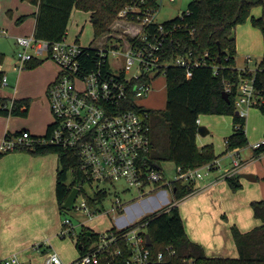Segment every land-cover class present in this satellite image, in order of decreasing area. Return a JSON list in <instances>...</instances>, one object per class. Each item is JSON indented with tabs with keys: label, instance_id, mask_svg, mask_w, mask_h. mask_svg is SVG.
Listing matches in <instances>:
<instances>
[{
	"label": "built area",
	"instance_id": "2783aa9c",
	"mask_svg": "<svg viewBox=\"0 0 264 264\" xmlns=\"http://www.w3.org/2000/svg\"><path fill=\"white\" fill-rule=\"evenodd\" d=\"M147 1L132 0L118 13L119 17L136 22L137 28L132 30L131 36L107 33L101 39L98 37L96 44L90 45H83L78 40L69 41L67 36L50 40L36 36L35 32L16 37V66L19 69L26 67L34 58L42 61L49 58L58 66L57 75L48 87L52 121L43 134H34L28 129L6 132L0 142V153L42 146L70 150L79 160V166L70 169L71 179H76L74 186H79L77 197L82 192V204L75 205L76 197L73 207L86 211L90 217L100 212L91 208L89 196L98 191L108 194L109 187L116 186L120 180L136 187L138 195L145 196L160 189L173 191L176 180L195 184L216 165L215 161L193 168L176 164L175 177L168 179L161 163L154 161L150 155L152 138L146 119L148 113L131 107V103L134 101L138 108L143 107L138 98L150 91L154 77L160 73L166 75L169 66L192 67L206 64L207 60L192 57L191 51L187 55L168 56L174 32L185 24L175 22L167 25L156 21L157 9L145 6ZM185 12L188 13V10L181 16ZM2 31L5 32V29ZM205 54L208 55V52ZM247 59L252 60L251 56ZM258 68L259 64L254 69L244 68L252 75H243L238 84L236 110L245 118L250 107L264 100L254 84ZM1 82L3 85L8 83L6 74L2 75ZM232 86L231 82H226L225 89L229 92ZM13 103L14 98H11L3 107H11ZM252 146L258 154L264 153V137ZM235 149L232 166L222 173L224 177L238 173L244 163L238 148ZM78 169L81 170L79 183ZM83 181L95 186L93 194L84 190ZM122 207V199L117 196L116 204L110 210L118 212ZM85 225L83 221L75 224L71 218L65 217L58 233L77 238ZM77 226H80L79 231ZM125 227H118L117 233L108 230L100 232V240L72 260H65L45 241L32 245L37 253L44 255L43 259L24 258L19 252H14L0 258V264H100L102 259L106 260V264H114L124 254L121 247H112L120 238L125 239L132 250L125 259L126 264H160L175 253V249L168 246L153 255L147 246L145 224L123 229ZM185 261L193 263L192 258H185Z\"/></svg>",
	"mask_w": 264,
	"mask_h": 264
},
{
	"label": "trees",
	"instance_id": "16d2710c",
	"mask_svg": "<svg viewBox=\"0 0 264 264\" xmlns=\"http://www.w3.org/2000/svg\"><path fill=\"white\" fill-rule=\"evenodd\" d=\"M38 6L36 12L35 35L38 37L59 40L67 36L72 12L75 8L91 11L96 37L111 33L119 36L121 33L131 36L132 28L111 27L118 12L132 0H30ZM158 0H148L145 6L158 8ZM262 6L259 16L252 15V8ZM23 17L19 18L22 20ZM251 20L252 24L261 29L264 36V0H191L188 13L183 16L163 21L167 25L175 22L185 24L174 32L173 43L168 46L169 55H187L206 59V64L185 67L171 65L166 70L167 104L164 109L138 108L134 101L131 107L145 110L150 125L154 161L160 163V158H171L177 165L184 168L200 166L217 158L212 144L199 146L197 144V119L203 112L230 114L233 116L234 130L228 136V148H239L249 143L245 130V117L236 110L238 84L243 75H252L249 70L238 69L236 65L237 39L236 26ZM126 25V24H125ZM109 34V35H111ZM131 34V35H130ZM208 52V55L205 52ZM5 59V53L0 51V64ZM42 62L34 58L28 62L34 67ZM226 82L232 83L229 99L223 92ZM254 84L264 99V54L255 72ZM11 98L0 96V114L27 115L31 99L29 97L14 98L11 107H3ZM264 113V100L258 104ZM238 125V126H237ZM21 131V130H19ZM17 131V132H19ZM34 154L56 152L59 164L56 179V197L60 210L70 194L76 179L71 175V167H78V158L68 149L42 146L36 149H24ZM257 151V150H256ZM5 153V152H4ZM0 153V155L4 154ZM76 173V172H74ZM232 188L241 186L239 174L227 177ZM195 189L193 182L176 180L173 182V194L176 199L189 195ZM107 193L98 191L89 196V204L95 211L105 210L103 200ZM255 215L261 218V223L250 230L242 231L232 226L235 242L238 247L237 256H209L202 244L189 238L185 223L176 201L167 206L146 214L139 220L123 229L145 224L146 231L151 236L147 244L153 255L168 246L175 253L167 256L160 264H190L185 258H192V264H264V199L253 200ZM108 231L118 232L112 226ZM80 253L100 240V232L88 225L77 237ZM112 247H121L124 254L114 264H126L132 250L123 238L117 239ZM100 264H106L102 259Z\"/></svg>",
	"mask_w": 264,
	"mask_h": 264
},
{
	"label": "crops",
	"instance_id": "0c3cea01",
	"mask_svg": "<svg viewBox=\"0 0 264 264\" xmlns=\"http://www.w3.org/2000/svg\"><path fill=\"white\" fill-rule=\"evenodd\" d=\"M89 12L91 14V11ZM260 14L255 15L252 13L254 16H259ZM35 24L29 34L35 32ZM253 27L250 26L248 30L246 29L249 36L254 33L255 29ZM258 29L260 31L261 29L257 28L256 30L259 34ZM260 35H262L264 46L262 31ZM236 39L238 55V49L240 50L242 46L248 44L250 37L246 39V43L240 37H237V34ZM15 41L16 47H18L16 38ZM17 49L15 50L16 56ZM247 50L248 52H254L256 47L250 44ZM249 54L250 52L244 55V64L241 69L249 68L248 63L253 62V58L257 59L251 53L252 60L249 61L246 58ZM5 59L0 64V85L9 86V88L0 89V96L9 98L29 97L31 99L29 111L34 101L44 100L47 109L45 118L48 120L49 111L51 112L48 87L57 75L55 62L46 58L40 64L34 66V69L38 71L35 70L38 75V86H30L27 74L24 71H11L8 73L5 69H1ZM47 59L49 60L46 61ZM17 63L18 60L15 62V67ZM256 63V65L259 64V62ZM237 68L240 69L238 65ZM3 74L8 76V83L5 85L1 82ZM250 110L251 107L245 118L246 123ZM202 115H199L197 122L207 126L208 132L206 134H208L212 129L205 123L206 119ZM51 121L47 122L46 130L40 132L38 130L43 129L45 126L38 127L35 124H28L27 119L21 118V115L0 114V142L6 132L13 133L28 129L34 134H43L47 131ZM233 130V116H225L221 132L228 137ZM206 134L197 132V144L201 141L202 146L206 144L214 146L217 155L214 160L216 165L212 172L196 180V190L189 194L194 195L191 200L192 203H188L190 205H187L186 208L182 207L181 215L183 220H185L187 235L193 241L202 244L207 255L237 256L238 247L232 226L235 225L242 231H247L262 221L261 218L255 215L252 201L264 199V153L258 154L252 145L262 139L264 133L253 137L249 146L247 145L250 142L245 145L247 147L238 148V152L244 162L238 172L241 182V186L238 189L232 188L227 177L222 175L224 171H227L232 166L235 151L237 150L229 149L227 147L228 144L224 145L221 141H210L206 140L205 137H200ZM227 148L228 152H226ZM246 148H250V151L246 156H243ZM50 153L34 154L23 150L10 151L0 155V258L14 252H25L27 254L26 257H38L37 255L33 256L37 252L30 249L33 242L46 237H54L60 230L62 211L60 210L55 191L59 155L57 153L54 156ZM242 172L255 174L256 179L243 177L240 175ZM166 199L167 194L164 189L158 190L156 195L152 193L145 196H135L129 204H125L120 211L116 212L113 226L117 228L127 226L146 214L155 212L160 209ZM187 220L189 223H187Z\"/></svg>",
	"mask_w": 264,
	"mask_h": 264
},
{
	"label": "rangeland",
	"instance_id": "374dc122",
	"mask_svg": "<svg viewBox=\"0 0 264 264\" xmlns=\"http://www.w3.org/2000/svg\"><path fill=\"white\" fill-rule=\"evenodd\" d=\"M190 1L191 0H158L159 5L157 11L155 12L154 19L158 22H163L165 20L181 15L182 12L188 10ZM37 8L38 6L30 0H0V50L5 53V58H6L1 69H5L6 71H8V73H10L11 71H17V72L20 70L24 71L25 74H27L28 84L30 86H34L38 84V75L36 73L37 69H34L35 67H27V68L24 67L22 69H19L17 66L15 67V62L17 60L15 50L18 48L16 47L17 44L15 38L18 35L29 34V32L32 30L35 24L34 11H36ZM252 13L255 15L262 13V6L261 5L254 6L252 8ZM19 17H23V19L19 20ZM135 23L136 22L134 20L127 19L125 17L123 18L119 17V15L117 14L116 18L111 24V27L126 28V26H128L134 29L135 27L137 28V25ZM250 26L253 27L254 25L251 23V20L248 19L246 22H242L238 24L235 29V35L237 34V37H240L242 40H244L245 43H246V39L250 37L249 43L246 44L245 46H242L240 50L238 49V55L236 56V63L240 69L244 64L245 54L250 52V54L253 53L256 56L257 59L253 58L254 61L248 63L249 64L248 67L250 69H254L257 66L256 62L261 61L264 53L263 51L264 46L262 42L263 39L261 37L262 35H260L261 31L258 29L259 30V34H258L256 32L258 27L256 28L254 26L253 27L255 29L254 33L249 36L246 29L248 30ZM3 29H5L6 32H3L2 31ZM99 38L101 39V37ZM67 39L69 41L78 40L83 45L96 44V42L98 41V37H96L94 23L92 21L91 14L89 11L83 10L81 8H75L73 10L68 26ZM250 44H253V46L256 47V50L254 52L252 51L248 52L247 49ZM250 54L247 55V57L251 56ZM48 60L49 59H47L46 61ZM150 84H151L150 91L146 95L139 97L138 102L142 104L145 109H155V108L164 109L167 104V83H166L165 73H160L159 75L154 77L151 80ZM4 88H9V86L0 85L1 90H3ZM46 112H47L46 102L44 100L39 99L38 102L34 101V103L31 104L28 115H21V118L27 119L28 124H35L38 127L45 126L43 129L38 130L40 132L41 131L44 132L46 130L47 122H50L52 120V114L50 111H49V119L47 120L45 118L47 114ZM201 114H203L202 116H204L206 119L205 123H207V125L212 130L205 136H200V137H205L206 140H210V141L212 140L216 142L221 141L223 142L224 145L227 144L226 143L227 137L223 135V132H221V128L223 126V120L225 116H230V114H217V113H208V112H203ZM246 130L250 142L247 146H249L252 143L251 141L253 140V137H256L259 134L264 133V113L262 112L259 105H253L251 107V110L247 118ZM198 145L200 147L202 146L201 141H199ZM23 150L24 149H15L11 151H23ZM249 151L250 148H246V150L243 152L244 154L243 156H246V154ZM226 152H228V148ZM50 154L54 156L57 155L56 152H52ZM150 154L153 156L154 149H152ZM159 161L161 163L162 169L165 172L166 177L168 179H173L176 174L175 160L167 157V158H160ZM212 171L213 169L211 170V172ZM81 184L85 191H87L90 194H93L95 190V186H92L89 182L86 181H83ZM109 189L110 190L106 198H104L103 200L105 211L96 214L94 217H90L89 214L82 209H79L77 207H65V209L62 210L61 213L62 215L61 223L65 217H69L72 219V221L75 224H79L80 221H83L86 223V225L90 226L97 232H105L111 229L113 223L115 222L114 216L116 215V211L112 212L110 208L112 207V205L116 204L117 196L121 197L123 206H125V204H129L135 196H139L138 195L139 191L136 187L129 186L125 180L118 181L116 183V186H111L109 187ZM157 193L158 191L154 192L155 195ZM166 194H167V199L165 202L162 203L160 209L167 206L169 203L176 201V203L179 204L181 213H182V207L186 208L187 205L189 206L190 204L188 203L190 202L192 203L191 200L194 196V195H188L180 199H176L173 192L170 189L166 190ZM81 204H82V192L77 197L75 205L80 206ZM151 213L152 212H150V214ZM187 223H189L188 220ZM79 230H80V226H77V231ZM76 239H77L76 237H72L70 235L62 236L61 234L57 233V235H55L54 237L51 238L46 237L43 238L42 240L33 242V244H39L41 242L48 241L51 244V248L57 250L65 260H72L79 257L80 255V250L77 246ZM30 249L36 252V250H34L32 246H30ZM20 254L24 257H26L27 255L25 254V252H20ZM36 255L39 257L40 260L43 259L44 255L42 253L33 254V256ZM37 264H40V262H38Z\"/></svg>",
	"mask_w": 264,
	"mask_h": 264
},
{
	"label": "water",
	"instance_id": "95a60500",
	"mask_svg": "<svg viewBox=\"0 0 264 264\" xmlns=\"http://www.w3.org/2000/svg\"><path fill=\"white\" fill-rule=\"evenodd\" d=\"M223 94L227 99L230 98L229 92L227 90H224ZM197 131L200 134H206L208 132V128L204 124H199ZM77 173H78L77 182L79 183V181L81 179V170L78 169ZM240 175L243 177L249 178V179H256V175L252 174V173L242 172V173H240ZM78 192H79V186L76 185L72 188L70 194L68 195V197L64 203L65 207H73L74 206V202H75V199L77 197ZM146 235H147V243L149 244L151 242V236L148 232Z\"/></svg>",
	"mask_w": 264,
	"mask_h": 264
}]
</instances>
